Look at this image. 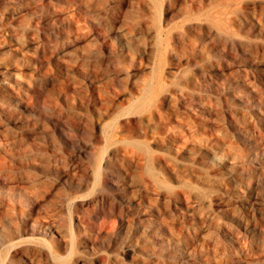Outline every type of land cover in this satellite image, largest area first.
I'll use <instances>...</instances> for the list:
<instances>
[{
  "label": "rangeland",
  "instance_id": "rangeland-1",
  "mask_svg": "<svg viewBox=\"0 0 264 264\" xmlns=\"http://www.w3.org/2000/svg\"><path fill=\"white\" fill-rule=\"evenodd\" d=\"M263 116L264 0H0V264H264Z\"/></svg>",
  "mask_w": 264,
  "mask_h": 264
},
{
  "label": "bare ground",
  "instance_id": "bare-ground-1",
  "mask_svg": "<svg viewBox=\"0 0 264 264\" xmlns=\"http://www.w3.org/2000/svg\"><path fill=\"white\" fill-rule=\"evenodd\" d=\"M74 6V5H73ZM68 11V10H67ZM73 13V12H72ZM213 80V79H212ZM47 104V103H46ZM46 104H44V105H46ZM157 112V111H156ZM158 114V113H157ZM153 115V114H152ZM157 116H159V115H157ZM165 117V116H164ZM157 118V117H156ZM263 118H264V116H263ZM64 119V118H63ZM155 119V118H154ZM158 119H160L159 121H161V122H158V123H160V124H163L164 126L166 125V119L165 118H163V117H159ZM165 119V120H164ZM168 121V120H167ZM67 122H69V121H67ZM67 124V123H66ZM65 125V124H64ZM71 126H75V124H73V123H71L70 124ZM162 125V126H163ZM70 126V127H71ZM65 131H66V129H64ZM74 131V129L72 128V132ZM64 132V131H63ZM67 135V134H66ZM70 135V134H69ZM68 135V136H69ZM71 137H73V136H71ZM70 137V138H71ZM75 137V136H74ZM76 138V137H75ZM72 139V138H71ZM76 140V139H75ZM74 140V141H75ZM77 141V140H76ZM140 142V141H139ZM142 142V141H141ZM244 142L245 143H249L250 142V140L249 139H245L244 140ZM77 143V142H76ZM80 143V142H79ZM71 144H73V143H71ZM77 147H79L78 145H77ZM261 163V162H260ZM259 168H261V167H259L258 165H257V167L255 168L256 169V171H260L259 170ZM128 170V169H127ZM107 172V171H106ZM118 172V171H117ZM114 175H115V173H114ZM118 175V174H117ZM119 180V179H118ZM117 179H112V177H111V179L108 177V175H104V177H103V181H102V183L105 185V186H111V185H115L116 186V188L118 187V185H117V181H118ZM117 190V189H116ZM106 193V192H105ZM122 192H120V191H117V195L118 196H114V199H109V197H107V196H104V195H102V193H101V195L102 196H97V197H99V201L102 203V202H104V203H106V204H109V203H112L113 205H115V207H116V209L118 210V213H119V218H120V220H122L123 218H122V213H123V204H122V199L124 200V197L122 196V194H121ZM112 194H113V192H112ZM113 197V196H112ZM111 197V198H112ZM121 199V200H120ZM97 200V201H98ZM98 201V202H99ZM100 203V204H101ZM126 205V204H125ZM105 206H107V205H105ZM109 206V205H108ZM98 207V206H97ZM103 208H105V207H103ZM107 208V207H106ZM100 209V208H99ZM103 210L102 209H100V211L99 210H96V211H93L92 213H95L96 215H94L93 216V218H92V216H91V214L89 215V216H82V218L81 219H83V220H81V225H84L89 231H92L93 232V235H92V237L91 238H93L94 240H95V238L97 237V236H99V235H95L96 233H94V232H97L99 229H100V227L102 226V222L98 219V217H97V214H99V213H101ZM99 216V215H98ZM124 216V215H123ZM101 219V218H100ZM104 222V221H103ZM106 222V221H105ZM116 222V221H115ZM114 226H116V223H115V225ZM113 226V227H114ZM108 227V226H107ZM110 227V226H109ZM112 226H111V228H113ZM102 228V230H103V227H101ZM119 228V227H118ZM105 230V229H104ZM107 230V229H106ZM108 230H111V229H108ZM113 230H115V229H113ZM100 231H101V229H100ZM112 231V230H111ZM99 232V231H98ZM91 233V232H90ZM99 234H101V233H99ZM103 236V235H102ZM101 237V236H100ZM92 239V240H93ZM100 254V253H99ZM102 254V253H101ZM98 255V254H97ZM105 256V255H104ZM96 257V256H95ZM107 258V257H106ZM98 259H100L99 258V256H98ZM102 259V258H101ZM97 260V259H96ZM103 260H106V259H103Z\"/></svg>",
  "mask_w": 264,
  "mask_h": 264
}]
</instances>
